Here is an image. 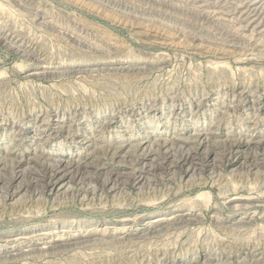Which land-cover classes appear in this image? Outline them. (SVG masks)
<instances>
[{
  "label": "rangeland",
  "instance_id": "1",
  "mask_svg": "<svg viewBox=\"0 0 264 264\" xmlns=\"http://www.w3.org/2000/svg\"><path fill=\"white\" fill-rule=\"evenodd\" d=\"M203 134L178 173L132 155ZM232 141L264 145V0H0V157L22 162L0 168V264H264V170ZM38 158L102 188L66 202L71 173L40 200Z\"/></svg>",
  "mask_w": 264,
  "mask_h": 264
},
{
  "label": "bare ground",
  "instance_id": "2",
  "mask_svg": "<svg viewBox=\"0 0 264 264\" xmlns=\"http://www.w3.org/2000/svg\"><path fill=\"white\" fill-rule=\"evenodd\" d=\"M254 4H245L241 14L243 16L249 17L250 14L255 13L257 11V8ZM182 141H184L185 143L188 142V140ZM193 142L195 143L196 148L190 151L186 150L184 146H174L172 144H169L168 142L160 143L156 146V148H150L149 150L145 151V144H140L133 148L134 152L132 153V155L138 157L137 153L141 150H144L143 152H146L145 155L155 154L157 155L159 162L156 169L161 173L162 176L171 172L178 173L177 171H181L180 169L182 168V163L188 161L190 157L193 158V156L191 155L192 151H197L199 148L205 145V143H209V137L208 135L204 134L198 135L193 139ZM242 145L246 150L252 151L253 153V163L247 166L248 169L264 170V147H261L264 145L256 144V146H252L250 145V143H241L238 141L225 142L222 145L217 144V146L221 147L222 150L230 152H235L237 149L242 148ZM105 149L106 151L104 155L109 156L111 159H114L117 157L120 158L123 155L124 147H108ZM170 158H176L175 162L171 163L169 161ZM34 161L36 163H39L41 165L40 167L42 168L39 171L35 170L34 173H36V176L29 178V180H31L33 184L35 183L33 186L34 189L32 191L33 196L35 197L42 196V194L47 190L52 191L54 188H56L59 179H61L62 177H66L71 173H75L76 176L73 180V186L69 190V196L63 198L66 202H68L69 200L75 201L79 198H82L83 200L89 199L90 197H94L96 193L99 192L102 188V185L96 184V180L93 175L88 173L87 168L90 167V165L87 163V161L66 162L64 160H59L52 162H41L39 161V158ZM21 163L22 162L12 161L8 159V157H0V168H2V170L6 169L10 171V178H13V180L19 172L18 170L21 168ZM111 183L113 185L110 187V189L117 190L120 187L125 186L128 182L127 180H121L118 178L113 179L112 175L110 174L103 185H109Z\"/></svg>",
  "mask_w": 264,
  "mask_h": 264
}]
</instances>
